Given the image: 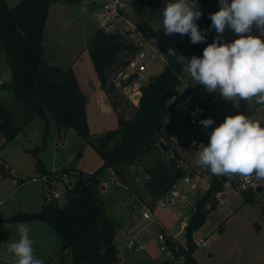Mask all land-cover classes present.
<instances>
[{
    "label": "rangeland",
    "instance_id": "rangeland-1",
    "mask_svg": "<svg viewBox=\"0 0 264 264\" xmlns=\"http://www.w3.org/2000/svg\"><path fill=\"white\" fill-rule=\"evenodd\" d=\"M7 1L16 3L19 0ZM95 1L99 3L97 4ZM111 1L88 0V3L90 6L96 4L102 13L103 20L109 21L112 18L107 13L106 5ZM157 1L162 2L163 5L150 18L149 23L155 29L156 33L152 39H155V47L161 54L158 55L151 49H146L148 66L146 77L142 81L143 84L147 83L148 76H154L162 71L169 48L173 49L184 36L180 34L165 35L162 30L161 9L165 3L172 2V0ZM194 2L201 12L196 0ZM80 5L83 4L67 1L53 4L49 24L46 28L49 31L47 38L50 37L47 47V62L51 65L70 68L73 67L75 58L81 53L73 68L81 89L87 96L88 132L92 137H97L107 130L118 127V112L125 109L126 117L130 118L133 115V102L123 86L132 85L136 80V74L129 71L126 66L111 74L106 86L115 87L112 94L100 84L88 50L89 39L92 35L90 28L92 30L97 24L98 11L83 13L80 11ZM128 16L136 24L140 22L135 11H131ZM86 23H88L87 26ZM106 23L109 27L108 31L121 28L120 31L126 32L128 36L129 32L125 30V27L128 26L127 21L119 19ZM236 38L238 36L231 29L226 28L220 40L223 43H229ZM11 77L12 70L6 47L0 42V81H4L3 84L0 83V103L7 108L12 119L22 126L16 137L10 141H6V136L0 131V215L3 217L20 212H36L42 208L45 185L41 179H33L41 175L35 152L49 171H58L65 167L93 172L103 164L102 157L89 140L79 135L72 127L63 128L60 131L50 111H47L45 119L33 116L32 110L21 104L16 99L14 92L8 88ZM113 94L119 96V102L122 104L118 109L113 106L114 104L110 100V95ZM203 96L206 99L211 96L216 97L212 103L211 111L207 115L208 118L211 114L222 118L245 110L252 114L250 116L252 119L259 120L261 117L264 119V108L255 103L246 104L244 101H240L237 107L232 101L223 99L218 92H208L206 89ZM182 119L184 124L177 125L171 130L165 128L163 131V137H168L170 131L175 133V138H165L167 141L165 143L170 145L168 151L158 150L142 155L134 165L125 168L126 176L122 181H117L114 178L107 179L98 191L105 209L118 221V226H120L121 219L125 217L127 219L129 214L133 215V220L128 222V224L131 223L130 226L126 227L131 232L125 233L124 228L120 227L116 233L121 264H169L168 262L173 256L167 251H161L158 240L161 224L171 234L180 231V221L184 217L190 221V210L194 206L195 200L202 196L210 186L211 172L209 170H206L202 175L192 176V182L195 183L193 188L178 180L176 189L181 192V195L174 198L166 208L158 203L153 206V212L160 223L155 220H143L142 208L128 204V199L134 196V192L139 189L138 185L148 187L146 182L149 176L148 171L156 161L162 160L173 165L172 160L176 159L174 163L176 167L178 164L186 162L194 164L196 150L189 144L190 136L209 143L208 133L215 128L214 125L208 128H204L202 125L194 127L188 123V116L183 117L177 112L167 118V123H176ZM7 166L10 168L7 169ZM258 183L263 188L260 191H257L256 187L253 188L252 202L247 201L242 193L233 192L229 195L226 203H218L216 207L210 209L206 221L193 233L195 241L205 240V245H199L194 252L198 264H264V181H258ZM17 225L0 224V264H14L13 257L7 253L6 249L9 243L19 239ZM28 225L29 235L35 241V255L43 259L45 264H60L58 253L62 244L61 237L50 226H47L49 229L47 228L46 231L43 228H38L37 225L34 226L30 223ZM221 228L222 231H220ZM186 231L177 235L180 241L185 240ZM133 235L145 246L139 252L126 248L127 238ZM66 263L71 264L70 255L67 256ZM174 264H180V261Z\"/></svg>",
    "mask_w": 264,
    "mask_h": 264
},
{
    "label": "trees",
    "instance_id": "trees-1",
    "mask_svg": "<svg viewBox=\"0 0 264 264\" xmlns=\"http://www.w3.org/2000/svg\"><path fill=\"white\" fill-rule=\"evenodd\" d=\"M54 1L58 0H19L16 3L0 0V42L6 47L12 70L8 85H12L11 90L16 99L32 110L33 116L45 119L47 111H50L60 131L72 127L79 135L86 137L102 157L103 164L93 172L75 168L78 172L77 179L68 190L64 203L44 199L40 211L20 212L7 217L0 215V223L46 221L62 239L58 253L60 264H67L68 255L71 256V264H121L116 241V233L120 229L118 221L107 212L98 191L107 179L122 181L126 176L125 168L134 165L142 155L163 150L160 142L165 128L171 130L184 124L183 119L167 123V118L176 112L175 106L169 104L168 100L180 84V76H190L175 62V56H169L168 53L162 71L155 74L151 81L141 85V95L138 104L133 105V115L126 117L125 109L118 112V127L92 137L88 132L87 96L73 69L51 65L45 60V29L49 7ZM196 2L202 13L196 23L206 38L202 43L192 44L190 36L184 35L173 48L177 55L188 58L201 57L203 49L217 36L214 29L209 30V14L219 10V0ZM162 5L157 0H137L135 12L140 18L138 27L147 38L155 36V29L149 20ZM256 31L253 28L252 32ZM138 48L126 32L120 30L108 31L98 27L90 37V57L100 84L111 94L115 87L106 86L108 78L118 72L119 68L125 67ZM110 100L116 109L122 105L117 95H110ZM21 128L0 103V131L6 136V141L13 140ZM35 155L41 174L50 173L36 152ZM175 160H172L173 165L158 160L149 169L146 182L148 190L156 197L165 195L184 175L185 170L176 167ZM228 179L211 174L209 188L195 200L186 227L187 248L179 246L175 251V260L178 258L180 264H198L194 257L198 248L193 233L206 221L210 209L218 204L214 194ZM252 191L253 188L241 192L249 202L253 201ZM175 260L168 263L174 264Z\"/></svg>",
    "mask_w": 264,
    "mask_h": 264
},
{
    "label": "clouds",
    "instance_id": "clouds-1",
    "mask_svg": "<svg viewBox=\"0 0 264 264\" xmlns=\"http://www.w3.org/2000/svg\"><path fill=\"white\" fill-rule=\"evenodd\" d=\"M161 13L165 35H189L192 44L205 40L196 23L202 13L194 0H172L165 3ZM209 19V30L215 29L217 36L203 49L201 57L177 55L172 48L169 56H175V62L206 91L218 92L237 107L240 101L264 106V0H219V10L209 14ZM226 28L238 38L221 43ZM253 28L258 35L252 34ZM151 44L155 46V39ZM199 123L208 128L215 121L207 118ZM208 135L209 143L198 145L195 165L217 177L264 181V126L260 121L244 114L229 115ZM17 231L18 241L9 243L6 249L14 264H45L35 255L29 225L21 222Z\"/></svg>",
    "mask_w": 264,
    "mask_h": 264
},
{
    "label": "built area",
    "instance_id": "built-area-1",
    "mask_svg": "<svg viewBox=\"0 0 264 264\" xmlns=\"http://www.w3.org/2000/svg\"><path fill=\"white\" fill-rule=\"evenodd\" d=\"M137 3V0H112L110 4L107 7V13L109 14L110 19L109 21H117L119 19H122L124 21H127L128 26L125 27V30L129 32L128 36L132 39V41L138 45V50L134 52L133 55L130 56L128 63L126 65L127 69L131 71L132 73L136 74V80L133 82V84H129V86L124 85L123 89L128 92V96L131 98L133 105H137L139 102V98L141 95V88L140 87L143 83V79L146 77L147 72V66H148V52L147 48L151 49V51L155 52L156 54L160 55L161 53L156 49L155 46L151 44L152 38H147L145 34L139 29L138 24L133 22L130 18H128V14L131 11H135V5ZM102 18V17H101ZM115 19V20H114ZM103 23V28L107 30L109 27L107 26L106 22ZM120 30H122L120 28ZM253 35H258L259 33L252 32ZM162 58V56H161ZM164 59V58H162ZM164 63L166 64V61L164 60ZM125 76H128V74H125ZM149 79V76H148ZM146 79V80H148ZM1 84L4 83L3 80L0 81ZM204 87L203 85H196V82L191 77H181L180 76V84L177 86V89L173 94L171 95L170 99L168 100V103L175 106L176 112L181 114L183 117L188 116V123L191 124L194 127H198L201 125L199 122L203 119L208 118V113L211 111L212 103L216 100L215 96H211L208 99H206L203 96L204 93ZM182 104V108L178 109V104ZM264 108V106H261ZM199 108L202 111L196 112V109ZM195 112V115L193 113ZM236 114H243L241 113H234L229 115H236ZM227 115V116H229ZM225 116V117H227ZM225 117L219 118L216 114H211L209 118H212L215 121V124H213L215 127L218 126L220 123H222L225 119ZM262 126H264V120L261 123ZM165 138H175L174 132H171L168 137H161L162 141H166ZM167 142V141H166ZM195 142V145L194 143ZM201 143L207 145L208 143L200 138H196L194 136H190L189 138V144L192 148H194L197 151L198 145ZM179 167L185 170L184 175L182 178L179 179L180 181H183L187 186L190 188H193L195 186V183L192 182V176L193 175H202L207 169L201 168L194 164L189 163H181L178 164ZM112 174L113 171L111 172ZM77 169L74 168H68V169H61L58 171L52 170L50 173L47 174H41L38 176V180H42L45 185V196L44 199L48 202H59L64 203L67 198V192L70 188L74 186V183L77 179ZM258 181H255V178H252V182H245V180L242 177L228 179L224 182L223 187L218 190L214 195V198L217 200L218 203H226L228 200L229 195L233 192H239L242 191H248L251 188H255L258 186ZM178 183H175L171 189H169L165 195H162L160 197H156L150 190H148V187L138 185V190L134 192V196L130 197L128 199V204H133V206L141 207L142 208V217L143 220L147 221H157L160 223L157 216H155L153 212V206L155 204H160L162 207H165L172 203L173 199L176 197H179L181 195V192L176 189V186ZM242 185H244L242 187ZM139 201V202H138ZM194 209V206L192 207ZM189 223V220H187L186 217H184L180 221V231H178L176 234H171L170 231L161 224V230L158 233V240L160 242V249L161 251H167L168 254H171L173 257L171 260H175V251L180 248L179 246H183L187 248L186 239L184 241H180L178 239V234H180L182 231L186 230V227ZM195 241V240H194ZM197 247L199 245H205V240H199L195 241ZM125 245L126 248L134 251L139 252L142 249H144L145 246H143L142 243H140L136 238L135 235L132 237H128L126 240ZM178 259V258H177ZM175 260L177 262L178 260ZM174 262V263H175Z\"/></svg>",
    "mask_w": 264,
    "mask_h": 264
},
{
    "label": "crops",
    "instance_id": "crops-1",
    "mask_svg": "<svg viewBox=\"0 0 264 264\" xmlns=\"http://www.w3.org/2000/svg\"><path fill=\"white\" fill-rule=\"evenodd\" d=\"M61 1H63V0H58V1H54V2H52L51 3V5H50V7H49V14H48V18H47V24H46V28L48 27V24H49V16H50V12H51V8H52V6H53V4L55 3V4H57V3H60ZM69 3H72V2H69ZM74 3H79V4H83V5H80L81 6V9H80V11H82L83 13H85V12H89V13H91L92 11H98L96 14H97V16H96V22H97V24H96V26H94L93 28H92V30H91V28H90V31H91V33L93 34V32L95 31V29L96 28H98V27H103V23H104V20H103V17L101 18V15H102V13L99 11L100 9L98 8V6H96V4L95 5H89V3H88V0H79V1H76V2H74ZM95 3H99V2H97V1H95ZM108 5L109 4H107L106 6L108 7ZM60 6H62V5H60ZM99 9V10H98ZM95 13V12H94ZM88 25V23H86V26ZM45 41H44V48H45V60H46V62L48 61L47 60V57H48V49H47V47H48V41H49V38H47V36H49L48 35V33H49V31L47 30V29H45ZM215 31V30H214ZM216 33V32H215ZM92 36V35H91ZM90 36V37H91ZM87 39H89V37L87 36ZM221 42H222V40H220ZM80 55H81V53H79V55H78V57H76L75 58V61L73 62V67L76 65V63H77V61H78V59H79V57H80ZM48 63V62H47ZM73 67H70V68H72L73 69V71H74V73H75V75H76V78H78L77 77V74H76V71H75V69L73 68ZM78 80V79H77ZM242 113L244 114V115H246V116H251L252 114L251 113H248V112H245V110H242ZM263 117H261V118H259V120L258 121H260L261 123L263 122ZM171 132H173V131H171ZM175 134V133H174ZM187 163V162H186ZM8 168H10V167H8L7 166V169ZM239 176H234V177H232L231 179H233V178H238ZM34 180H38V179H35V177L33 178ZM43 203H44V201H43ZM42 206H43V204H42ZM128 218L126 219V217L125 218H123V219H121L120 220V226H119V228L121 227V228H124L123 230L125 231V233H130L131 232V230H129L128 228H126L127 226H130V224H128V222H130V221H132L133 219V215H130L129 214V216H127ZM131 219V220H130ZM21 222H23V221H21ZM21 222H13V221H6V222H3V223H0V224H6V223H8V224H19V223H21ZM24 222H27L28 224L30 223V224H34V226L35 225H37L38 226V228H43V229H45L46 231H47V226H49L48 224H47V222L46 221H44V220H32V221H24ZM39 222H45V223H39ZM42 224H45V225H42ZM49 229V228H48ZM49 234H50V231L48 232ZM117 241V240H116ZM119 258H120V256H119ZM121 259V258H120ZM52 263V262H51ZM121 263V262H120ZM123 264V263H122Z\"/></svg>",
    "mask_w": 264,
    "mask_h": 264
},
{
    "label": "water",
    "instance_id": "water-1",
    "mask_svg": "<svg viewBox=\"0 0 264 264\" xmlns=\"http://www.w3.org/2000/svg\"><path fill=\"white\" fill-rule=\"evenodd\" d=\"M153 78H154V76L152 75V76L149 77L148 80L151 81ZM8 88L11 89V88H12V85H9ZM177 106H178V109H181V108L183 107L181 103H179ZM161 141H162V140H161ZM165 142H166V141H162V142H160V146L162 147V149H163L164 151H167L169 145H168L167 143H165ZM261 188H263V187H261V186H259V185L256 187L257 191H260ZM222 230H223V229L221 228L220 231H222Z\"/></svg>",
    "mask_w": 264,
    "mask_h": 264
}]
</instances>
